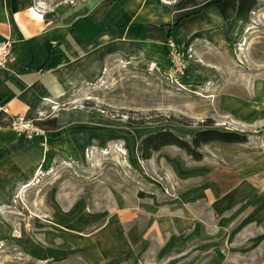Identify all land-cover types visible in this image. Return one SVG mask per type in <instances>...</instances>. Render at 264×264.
Here are the masks:
<instances>
[{
  "label": "crops",
  "instance_id": "crops-1",
  "mask_svg": "<svg viewBox=\"0 0 264 264\" xmlns=\"http://www.w3.org/2000/svg\"><path fill=\"white\" fill-rule=\"evenodd\" d=\"M253 24L264 27V0H83L48 16L31 0H0V44L13 46L12 61L0 69V107L34 120L46 133L32 142L19 139L8 128L9 116L0 114V243L11 240L24 255L46 264H140L154 228L161 243L156 258H182L183 264H227L230 255L259 247L264 230L248 234L264 226V150L251 141L210 145L226 149L224 159L247 160L225 168L221 178L217 168H199L177 188L167 212L150 215L145 226L136 212H92L78 203L56 208L52 226L65 232H45L40 245L14 228L12 222L19 221L14 214L21 211H7L57 157L79 163L89 148L104 149L121 139L123 121L94 109H66L62 102L82 84L98 81L110 60L169 69V40L193 47L198 56L208 49L231 56ZM211 80L200 66L190 65L181 82L198 88ZM219 103L243 131L264 133V79L255 80L246 97L223 94ZM178 179L183 184L185 176ZM200 203L215 220L209 231L191 212ZM188 251L196 255L185 258Z\"/></svg>",
  "mask_w": 264,
  "mask_h": 264
},
{
  "label": "rangeland",
  "instance_id": "rangeland-1",
  "mask_svg": "<svg viewBox=\"0 0 264 264\" xmlns=\"http://www.w3.org/2000/svg\"><path fill=\"white\" fill-rule=\"evenodd\" d=\"M78 1L83 0H31L33 8L47 16ZM245 36L232 46L231 56L212 49L198 56L194 51L189 66L198 65L210 75L212 80L206 86H186L182 80L171 77L169 69L148 62L112 59L98 81L84 83L71 92L62 101L66 109L85 108L86 103H90L95 110L123 121L126 129L112 146L89 148L82 162L73 163L57 157L54 166L33 186H25L7 208L12 214L21 211L14 214L19 215L16 216L18 223L12 222L14 228L30 235L26 238H34L37 244L44 245L42 234L64 231L52 226L56 208L68 210L78 203H84L92 212H136L138 224L145 226L150 215L167 212L165 207L176 200L177 188L189 182L186 179L192 178L199 168H217L221 178L225 168L247 160L240 156L235 160L224 159L229 152L218 145L204 148L205 160L201 164L175 148L166 149L146 162L138 154L140 140L146 135L170 129L191 138L198 131V125L207 120H212L221 131L247 133L220 110L219 103L223 94L246 97L251 84L264 79V27L253 24ZM129 121L144 122L145 125L137 126ZM247 135L251 147L264 150V133ZM178 175L185 176L183 184ZM191 212L206 222L207 231L214 226L215 220L206 204L192 207ZM262 229L264 226L252 228V234L248 236L260 234ZM155 230L151 229V249L140 264H183L182 258H156L161 243ZM194 253L188 251L184 257L192 258ZM0 264L46 263H38L24 255L16 243L9 240L0 243ZM64 264L84 263L71 261ZM227 264H264V241L251 251L230 255Z\"/></svg>",
  "mask_w": 264,
  "mask_h": 264
},
{
  "label": "trees",
  "instance_id": "trees-1",
  "mask_svg": "<svg viewBox=\"0 0 264 264\" xmlns=\"http://www.w3.org/2000/svg\"><path fill=\"white\" fill-rule=\"evenodd\" d=\"M86 110H93L90 103H86ZM95 110V109H94ZM130 124L143 126L144 122ZM250 141L249 135L233 132L221 131L215 127L212 120H207L198 125V131L191 137L182 136L170 129L152 133L141 139L138 146V154L142 161H150L153 156L168 148H176L194 162H202L204 154L202 149L212 144L220 145H246Z\"/></svg>",
  "mask_w": 264,
  "mask_h": 264
},
{
  "label": "built area",
  "instance_id": "built-area-1",
  "mask_svg": "<svg viewBox=\"0 0 264 264\" xmlns=\"http://www.w3.org/2000/svg\"><path fill=\"white\" fill-rule=\"evenodd\" d=\"M168 2L169 0H164ZM168 55L171 62L169 73L174 79L182 80L187 73L190 60L193 59V47L183 48L173 40L167 42ZM13 59V46L10 42L0 44V69H6ZM54 110H58L56 105ZM0 114L9 116L8 128L19 138L26 141H35L46 135L34 120L22 115H12L8 107H0ZM1 129V127H0Z\"/></svg>",
  "mask_w": 264,
  "mask_h": 264
}]
</instances>
